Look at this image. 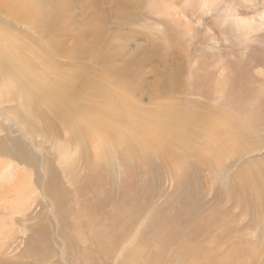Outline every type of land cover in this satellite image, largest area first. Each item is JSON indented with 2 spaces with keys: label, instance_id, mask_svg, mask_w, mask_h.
I'll use <instances>...</instances> for the list:
<instances>
[{
  "label": "bare ground",
  "instance_id": "bare-ground-1",
  "mask_svg": "<svg viewBox=\"0 0 264 264\" xmlns=\"http://www.w3.org/2000/svg\"><path fill=\"white\" fill-rule=\"evenodd\" d=\"M260 1L241 0L246 9H255L243 15L240 0H0V11L41 41L18 36L8 43L1 30L0 73L11 78L15 97L30 101L28 111L43 117L50 110L66 124L84 153L90 148L89 136L99 154L112 147L116 159L117 146L130 159L137 153L146 161L153 151L199 142L214 153L215 162L233 157L235 151L243 160L264 148L260 139L264 133V0L259 9ZM33 41L42 44L40 51L38 45L31 46ZM43 69L52 78H40L36 71ZM145 104L150 107H142ZM25 136L37 151V143L27 132ZM16 140L9 143L14 145ZM7 142L0 139V148ZM19 148L27 153L22 143ZM254 168L251 174L259 178L262 172L256 164ZM14 173L17 180L18 171ZM47 174L46 170L43 196L50 193ZM37 175L39 179V171ZM18 181L36 191L27 175ZM185 191L190 192L187 187ZM108 195L100 194L94 204L103 205ZM195 198L183 199L182 213L173 217L175 231L187 229L190 245L201 241L197 242L198 235L212 226L204 219L188 227L193 220L187 214L196 211ZM34 200L29 198L28 203ZM253 206L264 211L258 199ZM108 239H98L104 255L111 253V242L116 244L115 235ZM209 255L210 264H220L216 254ZM88 256L87 263L93 264ZM171 258L167 264L187 263L182 251Z\"/></svg>",
  "mask_w": 264,
  "mask_h": 264
},
{
  "label": "rangeland",
  "instance_id": "rangeland-1",
  "mask_svg": "<svg viewBox=\"0 0 264 264\" xmlns=\"http://www.w3.org/2000/svg\"><path fill=\"white\" fill-rule=\"evenodd\" d=\"M240 5L243 15L255 12L254 7L246 9L241 0ZM261 7L262 0L258 5ZM1 30L8 43L18 36H33L35 42L41 43L40 38L31 35L24 25L12 22L2 11ZM35 42L31 46L38 45L40 51L42 44ZM36 72L40 78L53 76L44 69ZM5 77L0 73V139L8 141L0 148V264H88V254L93 264H167L178 251H182L186 264H210V253L217 255L220 264H264V211L262 206H253L255 199L264 203V196L259 197L264 195V148L246 154L243 160L240 151H235L233 157L215 162L214 153L199 142L189 147L185 143L182 150L153 151L151 160L145 161L137 153L130 159L119 146L117 159L112 147L106 154H99L95 141L88 136L90 148L84 153L67 125L50 110L43 117L28 111L30 101L15 97L17 89L11 78ZM25 132L37 143V151ZM11 139H17L14 145L9 143ZM260 139L263 145L264 133ZM19 143L25 145L27 153L20 151ZM254 164L262 172L260 179L255 176L258 181L251 174L256 172ZM46 170L50 193L43 196L41 186ZM22 175H27L35 192L20 185L18 179ZM186 187L190 192L185 191ZM126 191L130 193L127 196ZM23 193L27 198L22 199ZM100 194L109 195L105 205L97 206L94 203ZM189 196L196 197V211L187 214L193 220H187L188 227L204 219L212 225L209 233L198 235L197 242L201 241L195 245H190L187 229L186 233L175 231L177 223L173 218L182 213L180 204ZM29 198L36 200L28 203ZM114 235L116 244L111 242V253L104 255L98 239L113 240Z\"/></svg>",
  "mask_w": 264,
  "mask_h": 264
}]
</instances>
